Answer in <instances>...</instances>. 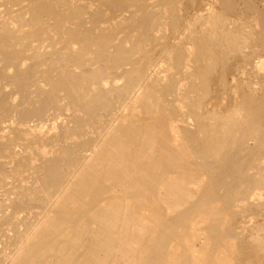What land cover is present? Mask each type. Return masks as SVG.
Wrapping results in <instances>:
<instances>
[{"label":"bare ground","instance_id":"bare-ground-1","mask_svg":"<svg viewBox=\"0 0 264 264\" xmlns=\"http://www.w3.org/2000/svg\"><path fill=\"white\" fill-rule=\"evenodd\" d=\"M0 194V264H264V0H0Z\"/></svg>","mask_w":264,"mask_h":264},{"label":"rangeland","instance_id":"rangeland-1","mask_svg":"<svg viewBox=\"0 0 264 264\" xmlns=\"http://www.w3.org/2000/svg\"><path fill=\"white\" fill-rule=\"evenodd\" d=\"M195 9H198V10H195ZM200 8L199 7H196V8H194L193 10H192V12H196V13H198L200 10H199ZM1 200H3V197H2V195L0 194V201ZM249 216H251V215H249ZM241 218H238L237 219V223L235 224V225H233V227L234 228H239V227H242L243 226V224H242V222H241ZM257 225L258 226H260V228H262L263 229V233H262V238H264V214H262V215H259L258 217H257ZM249 240H250V233L249 232H245V233H243V243L246 245L248 242H249ZM7 245H5V247H4V249L6 248V250H4V253L5 254H7V253H9L10 251L8 250V248H13V247H11V246H7ZM8 250V251H7ZM51 262L52 263H56V261L55 260H51Z\"/></svg>","mask_w":264,"mask_h":264}]
</instances>
